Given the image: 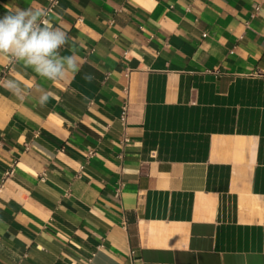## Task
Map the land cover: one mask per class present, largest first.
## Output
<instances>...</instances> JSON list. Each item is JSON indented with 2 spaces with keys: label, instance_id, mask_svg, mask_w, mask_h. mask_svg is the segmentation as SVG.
<instances>
[{
  "label": "crops",
  "instance_id": "obj_1",
  "mask_svg": "<svg viewBox=\"0 0 264 264\" xmlns=\"http://www.w3.org/2000/svg\"><path fill=\"white\" fill-rule=\"evenodd\" d=\"M47 18L82 71L0 59V264H264V0H60Z\"/></svg>",
  "mask_w": 264,
  "mask_h": 264
},
{
  "label": "clouds",
  "instance_id": "obj_2",
  "mask_svg": "<svg viewBox=\"0 0 264 264\" xmlns=\"http://www.w3.org/2000/svg\"><path fill=\"white\" fill-rule=\"evenodd\" d=\"M47 17L48 13L43 8L18 9L0 15V59L23 64L48 81L62 82L70 74H79L82 65L74 54L61 55L69 36ZM83 79L92 83L95 76L85 72ZM4 87L17 99H24L26 89L19 81L9 79ZM49 99L48 93L43 92L38 103L44 107Z\"/></svg>",
  "mask_w": 264,
  "mask_h": 264
},
{
  "label": "built area",
  "instance_id": "obj_3",
  "mask_svg": "<svg viewBox=\"0 0 264 264\" xmlns=\"http://www.w3.org/2000/svg\"><path fill=\"white\" fill-rule=\"evenodd\" d=\"M60 0H48V5L46 7V11L48 13V16L52 13V11L57 7V5L59 4ZM257 9V7H256ZM127 112H128V105L127 103H125L122 107V115L120 118L121 122H125L126 121V117H127ZM126 141V140H125ZM12 172L8 173V175H10ZM1 188V186H0Z\"/></svg>",
  "mask_w": 264,
  "mask_h": 264
}]
</instances>
